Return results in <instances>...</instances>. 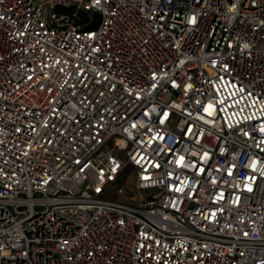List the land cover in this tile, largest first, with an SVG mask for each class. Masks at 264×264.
Masks as SVG:
<instances>
[{"label":"built area","instance_id":"built-area-1","mask_svg":"<svg viewBox=\"0 0 264 264\" xmlns=\"http://www.w3.org/2000/svg\"><path fill=\"white\" fill-rule=\"evenodd\" d=\"M0 264H264V0H0Z\"/></svg>","mask_w":264,"mask_h":264},{"label":"rangeland","instance_id":"rangeland-1","mask_svg":"<svg viewBox=\"0 0 264 264\" xmlns=\"http://www.w3.org/2000/svg\"><path fill=\"white\" fill-rule=\"evenodd\" d=\"M132 171H133V167L130 166V167L128 168V172L131 173Z\"/></svg>","mask_w":264,"mask_h":264}]
</instances>
